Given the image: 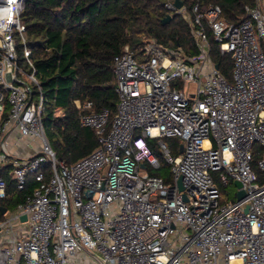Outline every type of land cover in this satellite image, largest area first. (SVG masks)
<instances>
[{
  "label": "built area",
  "instance_id": "built-area-1",
  "mask_svg": "<svg viewBox=\"0 0 264 264\" xmlns=\"http://www.w3.org/2000/svg\"><path fill=\"white\" fill-rule=\"evenodd\" d=\"M24 5L0 0V165H12L19 190L30 173L40 185L3 213L0 264H264V182L252 164L259 143L264 172V0L245 5L239 23L216 4L167 2L189 24L197 53L156 39L141 52L126 45L113 63L116 112L80 116L100 144L71 165L46 135ZM209 34L232 57V81L211 56ZM165 138L180 141L178 154ZM160 159L170 181L150 173ZM231 180L246 196L221 203L219 183ZM6 188L0 175V198Z\"/></svg>",
  "mask_w": 264,
  "mask_h": 264
},
{
  "label": "trees",
  "instance_id": "trees-1",
  "mask_svg": "<svg viewBox=\"0 0 264 264\" xmlns=\"http://www.w3.org/2000/svg\"><path fill=\"white\" fill-rule=\"evenodd\" d=\"M169 1L174 0H25L21 18L45 97L44 127L59 160L71 165L99 146L95 129L82 126L80 116L104 108L111 116L115 114L118 95L113 63L126 45L141 52L151 39H156L164 45H180L191 55L197 53L190 26L180 14L162 23L170 13L166 8ZM182 1L190 10L196 3L219 5L223 17L234 23L245 16V5L255 4V0ZM209 38L211 56L230 80L227 73L233 70L232 57L221 54L211 34ZM17 53L19 64L26 65L22 44H18ZM31 90L35 99L37 86H31ZM76 100L82 108L77 107ZM88 102L91 108H84ZM260 157L254 152L252 164L263 183L264 172L257 166ZM11 170L10 163L0 165V175L7 182L6 197L0 198V219L4 218L1 207L16 208L40 185L30 173L25 188L19 190ZM48 178L49 173L46 181Z\"/></svg>",
  "mask_w": 264,
  "mask_h": 264
},
{
  "label": "rangeland",
  "instance_id": "rangeland-1",
  "mask_svg": "<svg viewBox=\"0 0 264 264\" xmlns=\"http://www.w3.org/2000/svg\"><path fill=\"white\" fill-rule=\"evenodd\" d=\"M24 68L28 69L26 65H22ZM230 77V81L233 79V70H229L227 73ZM164 141L167 143V145L173 150L177 151L179 150L180 141L176 138H165ZM263 147L261 144L256 143L254 146V152L257 154L258 157L262 155ZM162 166L160 169L157 170H151L150 173L164 177L166 181H170L172 178V167L171 165L167 164L163 159H160ZM5 165V164H2ZM50 170H48V173ZM219 187L222 193V200L221 203L231 202L237 200L238 195V186L235 184V181L231 180L230 183L226 186L224 184L219 183ZM5 216V215H3Z\"/></svg>",
  "mask_w": 264,
  "mask_h": 264
},
{
  "label": "water",
  "instance_id": "water-1",
  "mask_svg": "<svg viewBox=\"0 0 264 264\" xmlns=\"http://www.w3.org/2000/svg\"><path fill=\"white\" fill-rule=\"evenodd\" d=\"M175 5L180 8L183 6V1L182 0H175ZM173 18V16L171 14H168L163 20H162V23L163 24H167L171 21V19ZM217 67H219V65L217 64L216 65ZM235 184L238 186V187H241V182L239 181H235ZM178 186L180 188V190H183V185H182V178L180 177L179 181H178ZM246 196V193L244 190H240L238 192V195H237V198L238 200H241L243 198H245ZM184 198L186 199V196H184ZM1 210H2V213H5L7 211V208L6 207H1ZM246 211H248V207L246 208ZM26 216H23L22 219L23 220H26Z\"/></svg>",
  "mask_w": 264,
  "mask_h": 264
},
{
  "label": "crops",
  "instance_id": "crops-1",
  "mask_svg": "<svg viewBox=\"0 0 264 264\" xmlns=\"http://www.w3.org/2000/svg\"><path fill=\"white\" fill-rule=\"evenodd\" d=\"M14 135H15V132H13V135H12L13 139H14ZM26 152H27V150L24 151V153H26Z\"/></svg>",
  "mask_w": 264,
  "mask_h": 264
}]
</instances>
